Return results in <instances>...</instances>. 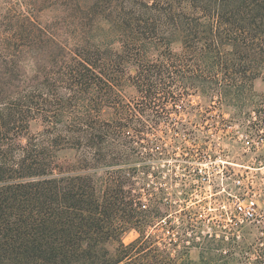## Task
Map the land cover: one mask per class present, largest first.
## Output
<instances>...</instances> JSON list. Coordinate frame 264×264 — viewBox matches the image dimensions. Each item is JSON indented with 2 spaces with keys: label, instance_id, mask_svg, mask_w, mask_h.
Returning a JSON list of instances; mask_svg holds the SVG:
<instances>
[{
  "label": "trees",
  "instance_id": "16d2710c",
  "mask_svg": "<svg viewBox=\"0 0 264 264\" xmlns=\"http://www.w3.org/2000/svg\"><path fill=\"white\" fill-rule=\"evenodd\" d=\"M259 77L264 0H0V264H264V237L241 244L234 226L208 234L228 250L199 261L146 231L124 242L154 210L134 192L135 167L115 166L135 110L196 93L213 105L246 96L260 130ZM179 227L195 232L167 230Z\"/></svg>",
  "mask_w": 264,
  "mask_h": 264
},
{
  "label": "rangeland",
  "instance_id": "374dc122",
  "mask_svg": "<svg viewBox=\"0 0 264 264\" xmlns=\"http://www.w3.org/2000/svg\"><path fill=\"white\" fill-rule=\"evenodd\" d=\"M40 19L45 24L50 23L56 19V12L47 10L41 14ZM253 85L257 94L264 92L262 77L255 79ZM120 87L126 100L139 97L137 89L128 79ZM232 97L234 99L230 103L228 99H224L222 104L217 102L213 105L211 99L217 100L216 95L211 98L210 95L196 93L185 97L181 105L168 104L164 110L156 106L133 112L135 120L130 123L131 138L120 140L116 147L119 154L115 166L135 167L132 171L134 192L140 194V200L146 204L145 209L154 211L149 213V219H153L152 224H136L135 228H129L122 235L124 242L129 243L141 231H146L161 240L166 238L171 250H187L192 259L199 261L201 253L207 248L213 247L212 254L224 249L227 251V247L219 249L215 242H209L207 235L215 232L220 235L223 233L222 229H228L229 232L234 226L241 244L261 245L259 238L264 237V125L260 124V130L256 126L252 127V121L257 118L256 107L246 96L230 95L228 98ZM33 129H37V124ZM244 131L250 134V144L244 141ZM193 138L205 147L212 146L232 162L228 166L233 177L223 180L220 174L212 191L188 190L192 179L185 177L187 187L182 180L176 179L175 173L179 177L183 175L178 169L179 161L170 157L160 159L162 155L158 151L161 148L155 149L156 144H160L171 153L181 152L182 146L194 143ZM111 148L106 144L105 152L108 153ZM59 155L62 159H72L76 156V151H61ZM93 170L91 168V173H94ZM106 170L107 167L104 166L97 174L105 176ZM237 176H242L243 185L239 186L232 180ZM227 192L242 196L245 192L255 195L259 203L257 218L239 222L241 227L237 229L238 222L231 218L234 217L236 198ZM182 223L194 227L195 232L190 230L188 233L189 239L177 237V234L183 232L181 227L171 232L167 230V225L181 226Z\"/></svg>",
  "mask_w": 264,
  "mask_h": 264
},
{
  "label": "built area",
  "instance_id": "2783aa9c",
  "mask_svg": "<svg viewBox=\"0 0 264 264\" xmlns=\"http://www.w3.org/2000/svg\"><path fill=\"white\" fill-rule=\"evenodd\" d=\"M243 133L246 135L244 141L250 144V134L246 131ZM196 140V138H193V144L182 146L181 152L171 153L170 150L165 147L166 145L164 146L165 148H163L160 144H156L155 149L157 148L156 150H159L161 148L160 151H158L162 155L159 157L160 159L170 157L172 160L179 161L180 168L178 169L182 171L183 175L179 177L177 176L178 174L175 173L176 179L182 180L185 186L187 185L186 178L192 179V184L191 182L189 183L190 187L188 190L200 192L212 191V189H215V181L217 177H220V174L223 180L233 177L232 170L230 166H228L231 165L232 162L226 160L222 154L215 148L213 149L212 146L208 145L205 147L197 143ZM242 176H237V178L234 177L232 180L235 184L241 186L243 185ZM185 189L187 190V188ZM223 190H225V187H223ZM227 193L231 197L234 196V198H236L233 206L234 217H231L233 221L236 220V222L239 223L257 218L259 203L255 195H249V192H245L244 196L233 194L232 192Z\"/></svg>",
  "mask_w": 264,
  "mask_h": 264
}]
</instances>
